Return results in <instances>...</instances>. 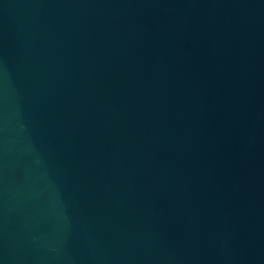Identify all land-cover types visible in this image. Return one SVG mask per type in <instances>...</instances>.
Listing matches in <instances>:
<instances>
[{"label":"water","instance_id":"95a60500","mask_svg":"<svg viewBox=\"0 0 264 264\" xmlns=\"http://www.w3.org/2000/svg\"><path fill=\"white\" fill-rule=\"evenodd\" d=\"M0 264H264V0H0Z\"/></svg>","mask_w":264,"mask_h":264}]
</instances>
